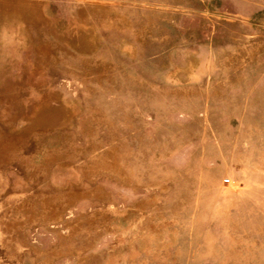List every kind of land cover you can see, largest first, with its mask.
Here are the masks:
<instances>
[{
  "label": "rangeland",
  "instance_id": "obj_1",
  "mask_svg": "<svg viewBox=\"0 0 264 264\" xmlns=\"http://www.w3.org/2000/svg\"><path fill=\"white\" fill-rule=\"evenodd\" d=\"M0 53V264H264V0H0Z\"/></svg>",
  "mask_w": 264,
  "mask_h": 264
},
{
  "label": "clouds",
  "instance_id": "obj_2",
  "mask_svg": "<svg viewBox=\"0 0 264 264\" xmlns=\"http://www.w3.org/2000/svg\"><path fill=\"white\" fill-rule=\"evenodd\" d=\"M3 53H0V55H2Z\"/></svg>",
  "mask_w": 264,
  "mask_h": 264
},
{
  "label": "built area",
  "instance_id": "obj_3",
  "mask_svg": "<svg viewBox=\"0 0 264 264\" xmlns=\"http://www.w3.org/2000/svg\"><path fill=\"white\" fill-rule=\"evenodd\" d=\"M228 182V181H227Z\"/></svg>",
  "mask_w": 264,
  "mask_h": 264
}]
</instances>
